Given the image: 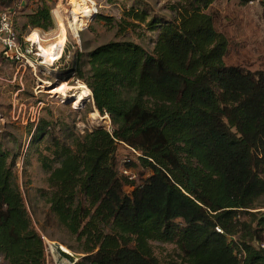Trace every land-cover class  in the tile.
I'll use <instances>...</instances> for the list:
<instances>
[{"label": "trees", "instance_id": "1", "mask_svg": "<svg viewBox=\"0 0 264 264\" xmlns=\"http://www.w3.org/2000/svg\"><path fill=\"white\" fill-rule=\"evenodd\" d=\"M216 1L179 0L173 21L132 9V22L119 27L154 33L153 52L112 41L77 53L58 75L87 86L112 131L71 134L68 145L48 119L34 132L30 126L33 145L50 139L38 158L49 175L42 197L48 217L81 244L85 256L76 264H162L152 242L175 246L171 264H264V212H253L264 209V70L226 64L229 41L211 13ZM52 7L38 0L21 31L54 30ZM123 149L137 161L127 158L120 171ZM18 158L0 144V257L48 264L15 173ZM137 167L141 184L124 174Z\"/></svg>", "mask_w": 264, "mask_h": 264}, {"label": "rangeland", "instance_id": "2", "mask_svg": "<svg viewBox=\"0 0 264 264\" xmlns=\"http://www.w3.org/2000/svg\"><path fill=\"white\" fill-rule=\"evenodd\" d=\"M22 2L33 7L37 0H6V5L1 9H10L14 15L18 33L28 38L36 31H21L22 24L25 22V9L21 5ZM178 2L179 0H52V15L56 21V28L50 33L57 36L47 41L46 38L52 37L48 35L45 39L41 38L45 34L43 30H40L43 36H40L39 48L41 55H43L41 44L52 54L54 44L59 42L62 32L65 33L63 40L65 48L57 68L49 70L42 67L38 70V77L31 76L33 78L28 79L31 74L29 71L24 74L18 73L15 65L4 59L0 48V144L11 153V156L19 157L15 173L35 227L43 237L48 264H53L50 247L46 243L48 241L55 246L65 247L78 260L85 255L81 253V244L70 236L56 219L48 217L49 205L42 197V192L48 190L49 175L44 172L38 158L44 153L43 148L50 139L46 137L39 147L33 145L30 126L33 125L32 132H34L35 126L41 119H48L53 124L54 136L68 145H71V134L84 135L98 127L112 131L110 118L101 116L94 108L91 91L89 98L78 103L77 96L80 95V90L76 87L82 85L87 88V86L73 79L69 82H61L57 78L58 75L72 69L77 53L86 55L112 41H131L143 46L147 52H153V39L156 38L154 33L149 32L143 25H139L135 30L128 28L121 31L119 24L124 19L132 22L126 17V13L132 9L149 10V19L156 17L173 21L178 16L177 11L174 10ZM87 10L94 12L88 14ZM74 11L81 23L78 31H73L71 27L76 17ZM211 13L214 15L217 29L229 41L226 64L241 66L251 72L264 70V0L255 1L246 6H242L240 0H217ZM98 15L112 18V25L96 19ZM35 36L38 35L34 33L31 37L33 42ZM53 55L55 59H58L61 53L55 52ZM22 75L27 77L26 79L24 77L23 81H21ZM63 87L68 88L65 95L61 91ZM37 104H42L43 107L38 113L36 123L26 124L30 114L33 116L30 109ZM38 149L43 151L38 152ZM127 158L137 161V154L127 153L124 149L120 151L118 156L120 171L125 170ZM141 171L139 167L131 168L124 174H131L137 184H141L139 176ZM149 175L148 171L144 177L147 178ZM133 190V188H127L128 193ZM258 211L264 212V209L260 208L253 212ZM245 220L251 221L252 217L242 216V221ZM253 245L258 246L259 243L254 242ZM152 246L162 264H171L176 260V248L173 244L152 242ZM0 264H6L2 257H0Z\"/></svg>", "mask_w": 264, "mask_h": 264}, {"label": "built area", "instance_id": "3", "mask_svg": "<svg viewBox=\"0 0 264 264\" xmlns=\"http://www.w3.org/2000/svg\"><path fill=\"white\" fill-rule=\"evenodd\" d=\"M34 33L26 38L21 36L16 28L14 15L9 10H4L0 12V48L2 49L3 57L13 63L19 72H31L32 76L38 77V70L42 67L51 70L57 68L60 59H62V53L65 48L63 46V51L60 57L54 62L45 64V60L41 57V50L39 48V43L35 44L32 40ZM39 37V35H38ZM40 38V37H39ZM23 78V75L21 76ZM42 104H37L30 109V118L27 119L26 124L36 123L38 113L42 111ZM37 126V125H36ZM35 126V128H36ZM127 173V171H125ZM220 232L221 230L218 229ZM48 243L50 247V253L53 260V264H76L78 258L75 257L69 250L63 246H55V244ZM53 245V246H52ZM264 248V243L260 245Z\"/></svg>", "mask_w": 264, "mask_h": 264}, {"label": "bare ground", "instance_id": "4", "mask_svg": "<svg viewBox=\"0 0 264 264\" xmlns=\"http://www.w3.org/2000/svg\"><path fill=\"white\" fill-rule=\"evenodd\" d=\"M82 6V5H81ZM86 9V8H85ZM84 9V10H85ZM91 12H94V11H89V10H87L86 11V13H91ZM74 13V16H76L75 18H74V21L72 22V24H71V27H72V30L73 31H78L79 30V28L81 27V23L79 22L80 20L77 18V13H75V11L73 12ZM86 16H88V15H86ZM61 26V25H60ZM63 27V26H62ZM64 38H65V33H60V39H59V42L54 46V51H53V53L51 54V52H48L49 51V49L47 48V47H45L44 45H40L41 46V49H42V51H43V55H41V57L45 60V64H49L50 62H54L55 60H57V59H55L54 58V53L55 52H59V53H62V51H63V46H64ZM37 40V39H36ZM38 41V40H37ZM39 42V41H38ZM41 42V41H40ZM46 49V50H45ZM76 89L77 90H80V95L79 96H77V98H78V103H80L82 100H84L85 98H89V96H90V91L88 90V88H85L84 86H82V85H79V86H77L76 87ZM67 90H68V88L67 87H63L62 88V94H64L65 95V92H67ZM75 91V90H74Z\"/></svg>", "mask_w": 264, "mask_h": 264}, {"label": "crops", "instance_id": "5", "mask_svg": "<svg viewBox=\"0 0 264 264\" xmlns=\"http://www.w3.org/2000/svg\"><path fill=\"white\" fill-rule=\"evenodd\" d=\"M1 1V3H0V12L1 11H4V10H2L1 9V7H4L5 5H6V0H0ZM37 3H38V0H37V2L35 3V5L33 6V7H31L29 4H27V3H25V2H22V7H23V9H25V11H24V19H25V16L27 15V14H30L32 11H33V9L34 8H36L37 7ZM5 10H9L10 11V9H5ZM26 23V20H25V22H24V24ZM24 24H22V26L24 25ZM16 25V24H15ZM17 26V25H16ZM30 31H36V32H34L35 34H37V35H39V37L40 36H43V34H42V32L40 31V30H28L27 32H30ZM51 32H52V30H51ZM44 36L43 37H41V38H44L45 39V37L47 36L48 37V35L50 36V37H52V38H46V40L47 41H50V40H52L54 37H56L55 36V34L54 35H52L51 33H50V31H48V32H45L44 31ZM38 36H35L34 37V42H36V43H38V41H39V39L37 38ZM36 39H38V41L36 40ZM40 42V41H39ZM29 78L28 79H30V78H33V77H31L32 75L31 74H29ZM24 77L25 76H23V79H21V81H23L24 80ZM27 77H25V79H26ZM29 81H31V80H29ZM28 82V81H27Z\"/></svg>", "mask_w": 264, "mask_h": 264}]
</instances>
